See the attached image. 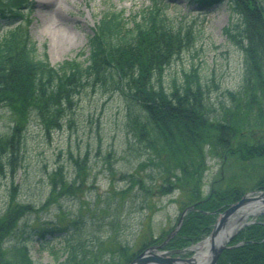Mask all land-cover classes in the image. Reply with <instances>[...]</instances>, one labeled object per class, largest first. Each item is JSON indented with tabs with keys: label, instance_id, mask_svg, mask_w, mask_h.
<instances>
[{
	"label": "trees",
	"instance_id": "1",
	"mask_svg": "<svg viewBox=\"0 0 264 264\" xmlns=\"http://www.w3.org/2000/svg\"><path fill=\"white\" fill-rule=\"evenodd\" d=\"M204 1L214 5L220 0ZM229 1L241 18L228 25L225 33L244 51L246 67L241 88L228 91L229 104L222 106L220 114H212L208 85L194 64L183 69L182 80L175 79L171 90L165 88L164 69L188 47L192 34L183 40L181 27L168 19L158 2L144 10L138 20L136 16L132 26L121 12L105 14L89 37L85 64L71 59L55 67L48 59L38 58L26 29L18 25L10 30L0 40V104L9 109L13 126L8 134L0 135V176L16 172L32 115L47 133L61 128L64 117L73 111L76 95L85 86L102 85L108 79L130 107L139 106L143 111L132 120V131L148 156L154 155L157 161L161 177L157 187L178 188L187 200L185 207L196 203L168 247L186 248L208 236L220 212L247 191L264 189V0ZM4 2L0 16L20 21L26 0ZM210 153L222 159V169L234 172L239 167L241 172L234 179L220 172L222 180H215L204 195ZM69 155L75 172L69 175L59 163L49 173L47 202L56 195L77 191L87 180L86 158L72 152ZM16 195L13 183L0 214V264H35L25 249L32 236H22V243L10 250L2 245L6 237L14 235L21 220L38 209ZM30 229L42 237L63 235L64 247L54 252L66 255L62 264H127L138 254L120 241L117 255L104 254V237L96 234L93 223L83 215L60 224L37 222ZM90 233L96 239L93 247L87 244L90 237L86 234ZM217 264H264V215L234 237Z\"/></svg>",
	"mask_w": 264,
	"mask_h": 264
},
{
	"label": "rangeland",
	"instance_id": "2",
	"mask_svg": "<svg viewBox=\"0 0 264 264\" xmlns=\"http://www.w3.org/2000/svg\"><path fill=\"white\" fill-rule=\"evenodd\" d=\"M1 1L5 3L0 0V7ZM39 2L26 0L20 21L0 17V40L20 25L27 30L38 58L48 59L55 67L71 59L85 64L90 53L89 37L105 14L121 12L128 26H132L136 16L138 20L144 10L158 2L166 9L168 19L181 27L183 40L192 34L188 47L164 69L163 84L168 91L175 79L182 80L183 69L189 70L194 64L208 85L212 114H220L222 106L229 104L228 91H237L243 84L245 53L225 33L228 25L241 18L229 0H220L213 6L204 0H59L60 12L54 10L45 16L41 14L54 7L47 10ZM74 99L73 111L64 117L62 127L49 133L32 115L16 172L0 176V214L7 206L13 183L17 199L38 208L21 220L14 235L4 239L3 248L10 250L22 243V236H32L25 249L35 264H62L66 256L62 251L54 253L64 247L63 235L39 236L30 229L37 222L60 224L83 215L93 223L96 234L104 237V254L117 255L119 241L128 244L131 253H139L164 242L186 208L187 200L178 188L157 187L161 183L157 161L154 155L148 156L132 131V120L143 114L139 106L130 107L123 93L108 79L102 85L85 86ZM12 126L9 109L0 104V135L8 134ZM69 152L86 158L87 180L77 191L56 195L47 202L49 173L59 163L69 175L75 172ZM222 168V159L210 153L204 195L220 179V172L230 179L240 176L239 167L234 172ZM86 235L90 237L87 244L93 247L96 239L91 233ZM157 238L158 242L150 241ZM45 240L48 243H42ZM164 251L168 252L166 257L183 259L196 253L184 247L167 246Z\"/></svg>",
	"mask_w": 264,
	"mask_h": 264
},
{
	"label": "water",
	"instance_id": "3",
	"mask_svg": "<svg viewBox=\"0 0 264 264\" xmlns=\"http://www.w3.org/2000/svg\"><path fill=\"white\" fill-rule=\"evenodd\" d=\"M196 204H192L184 209L177 225L170 232L167 239L160 243L149 246L128 264H217L222 252L229 246V242L246 225L254 221L248 220L252 216L264 214V190L247 192L239 201L231 204L218 217L214 228L208 237L210 245L208 247V258L198 260L197 255L190 258L166 257L167 251L162 250L166 243L180 230L184 218L188 211L195 209ZM235 222H237L235 224ZM230 224H233L228 232Z\"/></svg>",
	"mask_w": 264,
	"mask_h": 264
},
{
	"label": "bare ground",
	"instance_id": "4",
	"mask_svg": "<svg viewBox=\"0 0 264 264\" xmlns=\"http://www.w3.org/2000/svg\"><path fill=\"white\" fill-rule=\"evenodd\" d=\"M41 5L42 7L44 6L47 10H49L50 8H53L51 12L47 11V12H43L41 15L42 16H45L47 15L48 13H52L54 10L55 12H60L59 10L60 7H58V4H59V0H40V2L38 3V5ZM237 222H235L236 224ZM231 226H229L228 228V232L231 231V228L230 227H233V224H230ZM210 239H207L203 242H201L200 244H198L194 249L196 250L197 252V257H198V260H203V259H207L208 258V247L210 245Z\"/></svg>",
	"mask_w": 264,
	"mask_h": 264
}]
</instances>
